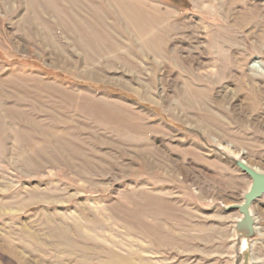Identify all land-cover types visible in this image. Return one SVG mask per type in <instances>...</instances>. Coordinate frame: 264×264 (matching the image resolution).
Masks as SVG:
<instances>
[{"label":"rangeland","instance_id":"obj_1","mask_svg":"<svg viewBox=\"0 0 264 264\" xmlns=\"http://www.w3.org/2000/svg\"><path fill=\"white\" fill-rule=\"evenodd\" d=\"M264 0H0V264H264Z\"/></svg>","mask_w":264,"mask_h":264},{"label":"water","instance_id":"obj_2","mask_svg":"<svg viewBox=\"0 0 264 264\" xmlns=\"http://www.w3.org/2000/svg\"><path fill=\"white\" fill-rule=\"evenodd\" d=\"M235 164L244 171L251 180L249 191L244 195V202L242 205H239L240 211L243 213L244 217L249 218V208L252 202L264 196V171H260L248 165L242 159H235Z\"/></svg>","mask_w":264,"mask_h":264}]
</instances>
